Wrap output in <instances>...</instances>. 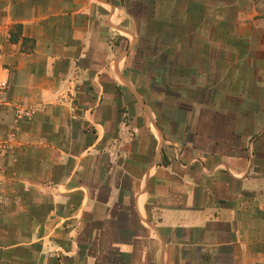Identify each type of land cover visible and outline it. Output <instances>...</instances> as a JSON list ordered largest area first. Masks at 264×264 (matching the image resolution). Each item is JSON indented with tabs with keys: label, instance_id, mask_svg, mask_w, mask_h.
<instances>
[{
	"label": "crops",
	"instance_id": "obj_1",
	"mask_svg": "<svg viewBox=\"0 0 264 264\" xmlns=\"http://www.w3.org/2000/svg\"><path fill=\"white\" fill-rule=\"evenodd\" d=\"M236 5L0 0V264H264Z\"/></svg>",
	"mask_w": 264,
	"mask_h": 264
},
{
	"label": "rangeland",
	"instance_id": "obj_2",
	"mask_svg": "<svg viewBox=\"0 0 264 264\" xmlns=\"http://www.w3.org/2000/svg\"><path fill=\"white\" fill-rule=\"evenodd\" d=\"M236 6L241 7L243 12L241 18L236 16L237 22L242 24L237 33L245 41V55L249 54L250 59L249 63L243 64L244 72L245 66L250 67L251 81L264 89V0H237ZM262 95L264 97V91Z\"/></svg>",
	"mask_w": 264,
	"mask_h": 264
},
{
	"label": "built area",
	"instance_id": "obj_3",
	"mask_svg": "<svg viewBox=\"0 0 264 264\" xmlns=\"http://www.w3.org/2000/svg\"><path fill=\"white\" fill-rule=\"evenodd\" d=\"M3 46L0 43V97L7 94L10 89V84L8 81V71L4 66L3 62ZM29 114V110H19L17 112V119H21L23 116ZM13 135L9 134L4 136L0 130V156H4L8 153L11 148ZM6 177L5 172L0 167V182Z\"/></svg>",
	"mask_w": 264,
	"mask_h": 264
}]
</instances>
